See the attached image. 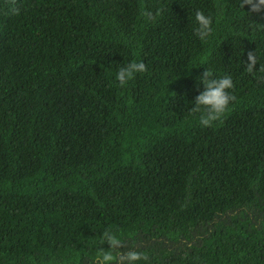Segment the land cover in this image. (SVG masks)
<instances>
[{"label":"trees","instance_id":"1","mask_svg":"<svg viewBox=\"0 0 264 264\" xmlns=\"http://www.w3.org/2000/svg\"><path fill=\"white\" fill-rule=\"evenodd\" d=\"M197 9L213 17L206 42ZM135 60L146 71L120 86ZM204 68L234 81L207 127L189 110ZM133 249L147 264H264V4L0 0V264H124Z\"/></svg>","mask_w":264,"mask_h":264},{"label":"clouds","instance_id":"2","mask_svg":"<svg viewBox=\"0 0 264 264\" xmlns=\"http://www.w3.org/2000/svg\"><path fill=\"white\" fill-rule=\"evenodd\" d=\"M264 4V0H260ZM140 15L146 22H152L160 15V10H145L141 6ZM193 34L201 41L206 42L213 32V17L206 14L204 10L197 9L193 16ZM255 66V59L251 55L248 56L247 70L251 72ZM146 65L143 61L135 60L126 64H122L115 72V80L120 86H125L131 81L135 75L144 73ZM203 85L202 90L194 97L192 107L189 108L190 113H199V123L201 126H210L213 122L219 120L228 110L230 103L234 97L230 90L234 86L231 75L217 76L209 68H204L203 73L197 78ZM103 241H107L109 248H115L120 244L117 233L111 229H105L102 233ZM100 264H115L116 256L112 251H100L96 253ZM124 264H147L149 256L146 252L129 250L119 257Z\"/></svg>","mask_w":264,"mask_h":264}]
</instances>
